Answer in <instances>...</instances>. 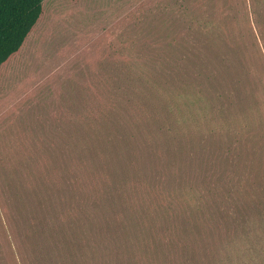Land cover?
I'll list each match as a JSON object with an SVG mask.
<instances>
[{
  "label": "rangeland",
  "instance_id": "obj_1",
  "mask_svg": "<svg viewBox=\"0 0 264 264\" xmlns=\"http://www.w3.org/2000/svg\"><path fill=\"white\" fill-rule=\"evenodd\" d=\"M44 3L49 18L0 84V264H21L23 247L38 258L36 223L48 212L23 186L28 169L46 159L68 168L67 145L90 130L86 122L108 89L120 107L85 151L99 171L110 178L128 162L130 172L156 176L164 165L157 155L170 141L197 137L221 152L236 135L247 146L235 173L245 183L237 193L242 212H255L253 194L264 206V0ZM145 79L153 90L136 92ZM251 213L246 236L226 247L232 264L264 261L248 243L264 241V218ZM26 228L33 237L22 234Z\"/></svg>",
  "mask_w": 264,
  "mask_h": 264
},
{
  "label": "trees",
  "instance_id": "obj_2",
  "mask_svg": "<svg viewBox=\"0 0 264 264\" xmlns=\"http://www.w3.org/2000/svg\"><path fill=\"white\" fill-rule=\"evenodd\" d=\"M48 18L44 0H0V84ZM128 52L125 43L122 54ZM140 84L136 92L153 90L149 79ZM108 93L86 122L90 130L67 145L68 168L53 165V159L29 167L23 186L39 195V208L46 206L48 215L36 223L38 258L32 259L33 253L23 247L21 264H232L226 247L246 236L251 221V211L242 212L247 207L242 208L245 201L237 195L245 184L243 176L235 177L246 140L235 135V142L218 152L199 144L197 137L184 141L178 137L157 155L164 165L157 167L156 176L130 172L127 162L115 169L109 166L114 171L109 178L85 153L94 137L102 138L96 132L110 124V115L120 107L119 99H112L114 89ZM167 105L170 110L175 107ZM183 116L173 117L184 122ZM220 156L228 163L220 162ZM252 184L259 186L252 179V191ZM253 195L251 216L264 218V206ZM22 234L34 233L26 228ZM250 242L252 249L264 252V241Z\"/></svg>",
  "mask_w": 264,
  "mask_h": 264
}]
</instances>
